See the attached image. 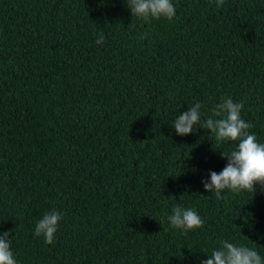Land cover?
Returning <instances> with one entry per match:
<instances>
[{"label":"trees","instance_id":"trees-1","mask_svg":"<svg viewBox=\"0 0 264 264\" xmlns=\"http://www.w3.org/2000/svg\"><path fill=\"white\" fill-rule=\"evenodd\" d=\"M173 3L146 23L126 0H0V233L17 264H200L225 239L264 256V188L206 191L236 143L201 128L228 96L264 143V0ZM197 102L201 127L177 135ZM177 203L203 227H171ZM53 210L47 244L34 230Z\"/></svg>","mask_w":264,"mask_h":264},{"label":"clouds","instance_id":"clouds-1","mask_svg":"<svg viewBox=\"0 0 264 264\" xmlns=\"http://www.w3.org/2000/svg\"><path fill=\"white\" fill-rule=\"evenodd\" d=\"M128 9L133 17L148 23L152 19L164 17L172 20L176 15L173 0H126ZM217 7L224 0H216ZM145 36L147 33L144 34ZM104 34L97 36L96 43L104 42ZM244 108L242 102H236L231 97H222L221 102L212 109V115L207 117L203 126L200 125L202 104L197 102L189 107L187 112L179 114L173 123L177 135H191L196 126L209 131L214 137V144L235 142L230 152H221L228 163L222 171L210 172V180L202 181L206 191L217 199H224L222 193L230 191L240 193L246 191L256 194L257 185L264 188V143L258 142L257 136L250 132L252 125L241 117ZM62 219V213L56 210L43 215L36 225L34 236L43 237L47 244L54 243L55 233ZM168 223L185 234L203 227L204 221L193 208H185L177 203L168 216ZM12 231L0 233V264H17L11 248ZM208 258L200 264H264V256L253 247L232 243L225 239L214 249Z\"/></svg>","mask_w":264,"mask_h":264}]
</instances>
